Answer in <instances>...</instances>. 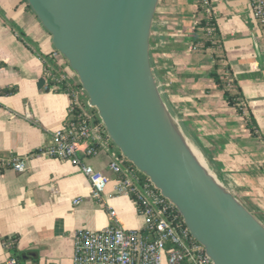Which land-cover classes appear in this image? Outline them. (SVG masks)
Masks as SVG:
<instances>
[{
    "label": "crops",
    "instance_id": "1",
    "mask_svg": "<svg viewBox=\"0 0 264 264\" xmlns=\"http://www.w3.org/2000/svg\"><path fill=\"white\" fill-rule=\"evenodd\" d=\"M207 11L217 23L220 48L205 49L202 41L194 42L198 0H161L154 67L167 104L217 176L238 182L240 192L255 197L264 215V31L249 0H210ZM216 52L223 57L222 70H229L242 93L239 103L247 116L228 104L210 77ZM43 55L56 59L65 71L27 1L0 0V90L11 91L0 94V264L14 256L10 244L23 264H74L76 233L108 226L110 209L120 226L145 227L134 199L115 193L116 175L108 165L116 152L107 138L95 154L84 157L110 178L101 199L93 197L78 166L35 156L67 125L73 104L69 93L47 89ZM41 78L45 84L38 87ZM11 156H32L27 170L18 173L7 165ZM77 198L81 202L75 204Z\"/></svg>",
    "mask_w": 264,
    "mask_h": 264
},
{
    "label": "water",
    "instance_id": "2",
    "mask_svg": "<svg viewBox=\"0 0 264 264\" xmlns=\"http://www.w3.org/2000/svg\"><path fill=\"white\" fill-rule=\"evenodd\" d=\"M26 1L121 156L174 205L210 259L264 264V224L202 164L156 80L161 0Z\"/></svg>",
    "mask_w": 264,
    "mask_h": 264
},
{
    "label": "built area",
    "instance_id": "3",
    "mask_svg": "<svg viewBox=\"0 0 264 264\" xmlns=\"http://www.w3.org/2000/svg\"><path fill=\"white\" fill-rule=\"evenodd\" d=\"M249 2L254 19L264 22V0ZM201 3L206 10L209 9L210 0H201ZM51 74L49 71L48 76ZM225 79L232 88V78L226 74ZM53 89H58V86L54 85ZM76 103L81 104L77 100ZM241 106L244 116H247L244 106ZM102 126L85 121L72 122L56 130L35 156L69 161L78 166L92 186L93 197L101 199L110 178L87 164L84 157L95 154V145L102 146L106 140ZM31 157L11 156L6 163L14 171L22 173L27 170ZM108 167L116 175L115 193L134 196L145 218V227L128 229L120 226L115 210L110 209L112 222L108 226L95 231L82 229L76 233L74 264H215L186 225L178 221L174 205L160 194L150 180L142 183L133 169L123 167L117 160L110 162ZM80 202V198L74 200L75 204ZM1 264L19 262L15 256H10Z\"/></svg>",
    "mask_w": 264,
    "mask_h": 264
},
{
    "label": "trees",
    "instance_id": "4",
    "mask_svg": "<svg viewBox=\"0 0 264 264\" xmlns=\"http://www.w3.org/2000/svg\"><path fill=\"white\" fill-rule=\"evenodd\" d=\"M198 23L196 24V37H195V44L202 41L203 42V48L207 49L210 47L220 48L221 46V36L219 34L217 23L211 13H209L206 8L202 5L201 0H198ZM257 25L260 30L264 31V22H257ZM212 28L213 30L209 32V29ZM214 41V43H213ZM56 52V51H55ZM154 53V42L152 45V65L154 67L153 62V54ZM215 59V65L214 68L210 72V77L213 79L215 85L218 89H220L223 92L224 99L228 102V104L235 108L237 112L244 117V111L243 107L240 105L239 101L242 97V93L239 88L235 87V83L233 82V87L230 88V84L225 79L226 74H228L227 68H221L222 66V58L217 52L213 55ZM44 59V65L46 68V78L48 80L47 89L52 90L54 85L58 86L57 91L60 92H66L69 93L70 96L73 99L72 108L69 114V119L67 121V125L74 122L77 123L79 121H85V122H92L93 124H102L101 120L97 114V111L88 106L87 101H82L81 104L76 103L74 98V93L77 90H82V87L80 83H74L73 80L70 78L63 77V72L60 68V65L57 63V60L54 58L49 57L48 55H43ZM51 72V76H48V72ZM154 73L157 74V70L154 69ZM65 75V74H64ZM11 91L3 89L0 90V94L4 93H10ZM246 119V118H245ZM247 120V119H246ZM247 126L249 127L250 131L253 132V122L251 120V117H249V120L247 121ZM102 130L104 131V136L109 140L110 145L114 148L116 152V160L125 168L133 169L139 180L142 183L149 182V179L139 172L133 164L128 162L126 159H124L119 150L115 147L113 142L109 139L107 136L104 127L102 126ZM99 145H95L96 149ZM134 196H132L133 198ZM253 201L255 200V197H252ZM245 204V203H244ZM254 204V202H253ZM246 205V204H245ZM248 209L264 224V215L256 208L255 204L254 206L246 205ZM174 213L177 216V219L179 222H181L183 225V219L176 208H174ZM10 250L13 251V255L18 259L19 264H23L22 255L16 251L15 245L12 244L10 246Z\"/></svg>",
    "mask_w": 264,
    "mask_h": 264
},
{
    "label": "rangeland",
    "instance_id": "5",
    "mask_svg": "<svg viewBox=\"0 0 264 264\" xmlns=\"http://www.w3.org/2000/svg\"><path fill=\"white\" fill-rule=\"evenodd\" d=\"M58 54V53H57ZM58 56H59V58L61 59V62H62V66L63 67H65V71L63 70L62 72H63V77H65V78H70V79H72L73 80V82L74 83H78L79 81H78V79H77V76L75 75V73L69 68V66H68V64H67V62H66V60L60 55V54H58ZM153 69H156L157 70V74H155V76H156V80H157V82H158V84L160 85V90H161V92H162V94H163V96H164V99L166 100V96H165V93H164V91H163V80H162V78H161V75H160V73H159V69L158 68H155V67H153ZM65 74V75H64ZM74 98H75V101L77 100V101H79V102H82L83 100L84 101H87L88 100V98H87V95L82 91V90H77V91H75V93H74ZM191 140V143L193 144V146H194V150H195V153L197 154V155H199V157H201V159L204 161V163H205V165H207L211 170H214L211 166H210V164L208 163V161H207V159H206V157L204 156V154H203V152H201V150L200 149H198L197 147H196V144H195V142H193V140L192 139H190ZM218 175V174H217ZM217 178L219 179V181L220 182H222L227 188H229L243 203H245L246 205H251V206H254V204H253V199L250 197V196H248V195H244L243 194V192H240V190H239V187H240V185H239V183L238 182H236V181H234V180H230V181H228V180H223V179H221L219 176H217ZM249 207V206H248Z\"/></svg>",
    "mask_w": 264,
    "mask_h": 264
},
{
    "label": "bare ground",
    "instance_id": "6",
    "mask_svg": "<svg viewBox=\"0 0 264 264\" xmlns=\"http://www.w3.org/2000/svg\"><path fill=\"white\" fill-rule=\"evenodd\" d=\"M197 155V154H196ZM198 156V158L200 159V161L202 162V164L204 165L205 163H204V161L201 159V157H199V155H197ZM213 177H215L216 179H218L217 178V176H215V175H213Z\"/></svg>",
    "mask_w": 264,
    "mask_h": 264
}]
</instances>
